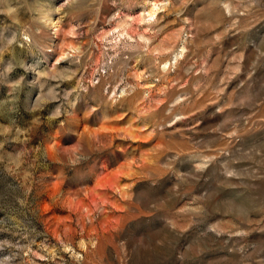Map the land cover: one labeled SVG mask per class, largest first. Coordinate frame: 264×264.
Instances as JSON below:
<instances>
[{
  "label": "rangeland",
  "instance_id": "rangeland-1",
  "mask_svg": "<svg viewBox=\"0 0 264 264\" xmlns=\"http://www.w3.org/2000/svg\"><path fill=\"white\" fill-rule=\"evenodd\" d=\"M0 264H264V0H0Z\"/></svg>",
  "mask_w": 264,
  "mask_h": 264
}]
</instances>
